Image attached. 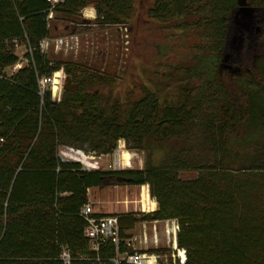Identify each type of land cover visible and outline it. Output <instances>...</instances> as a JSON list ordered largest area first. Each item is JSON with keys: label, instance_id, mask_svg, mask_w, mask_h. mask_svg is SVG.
Wrapping results in <instances>:
<instances>
[{"label": "trees", "instance_id": "1", "mask_svg": "<svg viewBox=\"0 0 264 264\" xmlns=\"http://www.w3.org/2000/svg\"><path fill=\"white\" fill-rule=\"evenodd\" d=\"M134 2L63 0L52 6L46 0H0V264H62L63 249L74 264H96L93 252L88 259L75 257L88 246L80 211L88 190L110 186H147L156 209L139 217L113 216L120 241L117 250L110 241L100 244L101 264L128 252L124 241L139 222L171 220L178 225L182 264H264V162L247 167L235 162L243 148L258 147L264 137V32L247 40L231 63L241 74L224 78L218 71L237 0H152L147 17L159 23L182 20L179 26L192 23L212 40V54L186 66L189 76L169 100L147 89L133 100L103 97L91 88L110 79L39 49L41 40L57 34L59 23L78 24L87 6L93 7L98 25L126 26ZM248 2L264 10V0ZM20 43L27 49L26 62L6 75L5 69L21 62L15 54ZM59 71L77 80V90L63 91L54 101L49 84L41 93L39 82ZM201 77L196 87L193 82ZM207 105L212 116L204 127L214 164H164L167 152L156 159L167 143L194 126ZM119 140L144 152L141 170L86 171L57 157L59 146L110 154Z\"/></svg>", "mask_w": 264, "mask_h": 264}, {"label": "rangeland", "instance_id": "2", "mask_svg": "<svg viewBox=\"0 0 264 264\" xmlns=\"http://www.w3.org/2000/svg\"><path fill=\"white\" fill-rule=\"evenodd\" d=\"M244 1L248 3V0ZM151 3L152 0H135L131 21L126 26L118 27L98 25L93 7L87 6L80 12L81 18L78 24L74 25L70 22L58 24V32L52 33L51 39L52 41L66 39L67 43L55 46V43L51 42L47 55L63 62L83 66L91 70L90 75L110 79L111 83H96L91 88V92L97 91L103 97H111L119 101L133 100L139 98L144 89L156 91L162 99L169 100L173 96L176 97L178 84H183L189 76L185 74L184 69L186 66H192L198 58L212 54L210 49L212 40L206 37L207 34L201 29H194L192 23L189 26H185L184 23L179 26L182 20L178 23L177 21L159 23L147 17L145 11ZM87 9H93V19L85 16ZM26 53L27 49L23 43L15 49V54L21 63H24ZM15 70L8 68L4 73L10 75ZM56 73L58 75L56 77L53 75L51 78L52 83H46L49 84L48 88L54 101L60 99L65 77L63 71ZM228 73L230 74L225 72L223 77L229 76ZM53 80L58 82L57 85L53 84ZM203 81L204 78L201 77L193 84L197 87ZM72 82L77 84L76 79ZM54 87L59 89V95L58 93L53 95ZM209 116H212V109L207 105L206 111L197 116L194 126L183 131L174 142L167 143L162 153H156V159L167 152L164 164H171L173 161L192 167L214 164L216 155L204 127ZM117 146L118 142L110 154H97L95 160L99 163L100 170L114 171L112 168L114 158L116 154L123 152L129 155V159L122 160V167L117 171L141 170L144 167V152L129 149L130 146L125 141L123 148L118 149ZM257 146L243 148L239 158L235 160L237 166L261 165L264 162V137L258 139ZM63 147L66 146H59L57 153ZM233 161L232 158L227 160L228 163ZM193 174L194 172H191L186 177ZM140 188L110 186L100 189L102 190L100 192L99 189H90L89 192L87 191V204L90 205L92 212H99L101 216L132 214L139 217L148 213L142 211L139 204ZM92 199H97L99 204L94 205L89 202ZM149 200L153 201L150 196ZM112 204H117L120 208L118 214L110 212ZM172 221L174 220L168 221V225ZM141 224L142 222H139L135 226L137 229L131 234V237L137 239L134 250L145 254L146 257H158L155 264H180L178 253L185 258L184 252L178 250L177 246L174 248L172 242L167 239L165 222L157 226V231L148 225L149 222H146V229L142 228ZM143 234L146 236L145 242H143ZM90 252L88 244L85 249L79 250L75 257L88 259ZM119 258H123V255Z\"/></svg>", "mask_w": 264, "mask_h": 264}, {"label": "built area", "instance_id": "3", "mask_svg": "<svg viewBox=\"0 0 264 264\" xmlns=\"http://www.w3.org/2000/svg\"><path fill=\"white\" fill-rule=\"evenodd\" d=\"M48 3H50L52 6L62 2L63 0H46ZM53 19V14L50 11L49 14L46 17V20L49 22ZM51 42L55 43V46L58 45H66L67 41L66 39H55L52 41L50 38H45L40 41L39 43V49L43 53H47L49 50V45ZM26 62L25 60L23 61ZM24 63H18L13 67V69L20 68L21 64ZM51 79L49 80H41L39 82L41 93L45 88L46 83H50ZM118 149L124 147V141H118ZM57 157L62 162H72V163H78L81 165L83 170L91 171V170H99L100 166L99 163L95 160L96 155L91 153H86L83 150L80 149H74L72 147H63L57 153ZM122 167V162L120 161V154H116L114 158V162L112 164L113 170L117 171ZM147 187V186H146ZM148 190V187H147ZM142 210V208H141ZM143 211V210H142ZM81 217L86 222V226L83 231L84 238L88 241V244L90 246L91 252L96 254V257L94 259V263L101 264V261L98 256L99 252V246L101 243H104L106 241H110L114 246L116 247L119 244V226L118 221L116 217L113 216H106V217H99L94 218L92 215V209L89 204H86L82 207L80 211ZM168 221H165V235L167 239L172 242L173 247L176 248V235L178 232V225L176 221H172L170 225H168ZM143 242L146 240V236L143 234L142 236ZM156 237H154L155 240ZM171 238V240H170ZM137 241L136 237H131L130 239L124 241L126 247L128 248V252L123 255V258H119V255H116L113 259H111L109 262L111 264H120L119 262L121 260L125 261L126 264H148L150 258L153 261V264L156 263V259L158 257H146L145 254L140 253L136 250H134V243ZM184 254V253H183ZM59 260L62 264H74V260L71 256V253L67 249H63ZM184 260L182 259L179 261L180 264H182Z\"/></svg>", "mask_w": 264, "mask_h": 264}, {"label": "water", "instance_id": "4", "mask_svg": "<svg viewBox=\"0 0 264 264\" xmlns=\"http://www.w3.org/2000/svg\"><path fill=\"white\" fill-rule=\"evenodd\" d=\"M259 10L246 5L244 0H237V8L231 13L229 24V37L225 41V49L238 50L240 44L243 42L244 33H251L253 30L258 32L260 29L255 27V19L258 16ZM221 63L224 62L226 55L224 53ZM73 79L69 75H65L63 81V91L75 92L77 84L72 82ZM117 181H124L123 178H117ZM129 182L128 179H125Z\"/></svg>", "mask_w": 264, "mask_h": 264}, {"label": "flooded vegetation", "instance_id": "5", "mask_svg": "<svg viewBox=\"0 0 264 264\" xmlns=\"http://www.w3.org/2000/svg\"><path fill=\"white\" fill-rule=\"evenodd\" d=\"M246 5L249 6V7H251V5H250L249 2L246 3ZM253 8H255V7H253ZM256 9H258V8H256ZM258 10H259L258 16L255 19V27L259 28L260 30L258 32H256L255 30H253L250 34L249 33H244V35H243V42L240 44L238 50L229 49V47L227 49L224 48V53L226 55V58H225L224 62L219 65V70H218L219 71V74L221 76H223L225 72H230V75L241 74L240 69L239 68H233L231 66V63L233 62L234 58H238L240 56L241 51L243 49V45H244V43L247 40L254 41L258 37H260V35L264 32V30H263V25H264V10H261V9H258ZM227 37H229V28H228ZM222 59H224V58L222 57ZM222 59H221V61H222ZM228 75H229V73H228Z\"/></svg>", "mask_w": 264, "mask_h": 264}, {"label": "bare ground", "instance_id": "6", "mask_svg": "<svg viewBox=\"0 0 264 264\" xmlns=\"http://www.w3.org/2000/svg\"><path fill=\"white\" fill-rule=\"evenodd\" d=\"M85 11V10H84ZM85 16L88 18V19H93L94 18V11H93V9H87L86 11H85ZM58 74L57 73H55L54 74V76L56 77ZM52 83V82H51ZM57 83L58 82H56V80H53V84L54 85H57ZM58 91H59V89L57 88V87H54L53 88V95L55 96L56 95V93H58ZM57 95H59V93L57 94ZM129 159V155L127 154V153H125V152H123V153H121L120 154V161L122 162V160L123 161H127ZM140 200H139V204H140V206H141V208H142V210L144 211V212H148V213H150V212H153L154 210H155V203H154V201H150L149 200V194H148V190H147V187L146 186H142L141 188H140ZM179 252V251H178ZM178 257L180 258V259H182V261L184 260V258H183V256H181L180 255V253H178ZM149 261V263L148 264H153V261H152V259H150V260H148Z\"/></svg>", "mask_w": 264, "mask_h": 264}, {"label": "crops", "instance_id": "7", "mask_svg": "<svg viewBox=\"0 0 264 264\" xmlns=\"http://www.w3.org/2000/svg\"><path fill=\"white\" fill-rule=\"evenodd\" d=\"M90 190H88V192H89ZM100 191H102V190H100L99 189V192ZM89 202H91L92 204H94V205H98L99 204V202H98V200L97 199H92V201H90L89 200ZM120 208L117 206V204H112V206H111V213H116V214H118L120 211H118ZM155 209H156V207H155ZM93 213V215H98L99 217H106V216H101L100 214L101 213H99V212H92ZM164 222H149V224L148 225H150L151 227H154L155 229H156V231H157V226H160V225H162ZM137 225V224H136ZM135 225V226H136ZM141 227L142 228H145L146 229V222H142V224H141ZM138 228H140V227H138ZM137 229V227H134L133 228V230L130 232V234H132V232H134V230H136ZM141 229V228H140ZM141 232L142 231H140V234H141ZM139 236H141V235H139Z\"/></svg>", "mask_w": 264, "mask_h": 264}]
</instances>
